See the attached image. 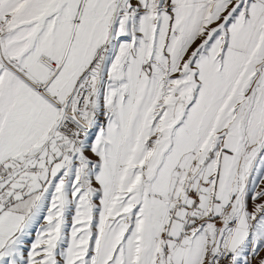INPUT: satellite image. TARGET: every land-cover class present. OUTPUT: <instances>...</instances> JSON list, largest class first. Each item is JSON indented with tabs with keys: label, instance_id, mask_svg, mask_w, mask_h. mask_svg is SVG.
I'll list each match as a JSON object with an SVG mask.
<instances>
[{
	"label": "snow or ice",
	"instance_id": "1",
	"mask_svg": "<svg viewBox=\"0 0 264 264\" xmlns=\"http://www.w3.org/2000/svg\"><path fill=\"white\" fill-rule=\"evenodd\" d=\"M0 264H264V0H0Z\"/></svg>",
	"mask_w": 264,
	"mask_h": 264
}]
</instances>
